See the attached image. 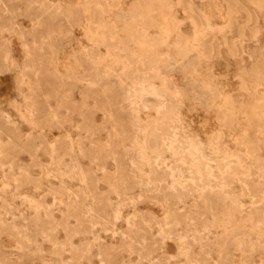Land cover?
<instances>
[{
	"label": "rangeland",
	"instance_id": "rangeland-1",
	"mask_svg": "<svg viewBox=\"0 0 264 264\" xmlns=\"http://www.w3.org/2000/svg\"><path fill=\"white\" fill-rule=\"evenodd\" d=\"M0 264H264V0H0Z\"/></svg>",
	"mask_w": 264,
	"mask_h": 264
},
{
	"label": "bare ground",
	"instance_id": "bare-ground-1",
	"mask_svg": "<svg viewBox=\"0 0 264 264\" xmlns=\"http://www.w3.org/2000/svg\"><path fill=\"white\" fill-rule=\"evenodd\" d=\"M200 28V27H199ZM235 41V40H234ZM235 45V44H234ZM81 78V77H80ZM197 88V87H196ZM171 91V90H170ZM167 93V92H166ZM170 93V92H169ZM171 95V94H170Z\"/></svg>",
	"mask_w": 264,
	"mask_h": 264
}]
</instances>
